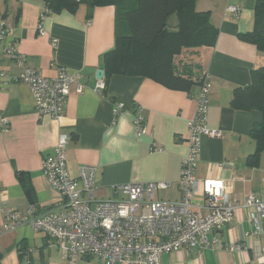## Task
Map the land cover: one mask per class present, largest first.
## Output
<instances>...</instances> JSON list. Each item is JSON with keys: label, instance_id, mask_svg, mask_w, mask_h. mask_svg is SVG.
Instances as JSON below:
<instances>
[{"label": "crops", "instance_id": "crops-1", "mask_svg": "<svg viewBox=\"0 0 264 264\" xmlns=\"http://www.w3.org/2000/svg\"><path fill=\"white\" fill-rule=\"evenodd\" d=\"M229 7L237 8V14ZM44 9L43 0H0V15L9 26L7 43L26 56L25 64L18 65L0 47V72L15 78L27 67L54 78L61 68L80 75L84 92L72 91L67 97L64 119L57 125L46 116L36 117L26 84L0 78V114L10 123L8 131L0 130V191L4 192L0 225L6 208L24 214L32 207L34 215L40 216L59 203V194L41 170L58 132L69 136L66 170L70 178L78 179L83 166L95 167L93 201L122 199L114 193L119 185L161 181L171 187L157 191L154 199L179 202L181 161L188 152L187 122L194 115L205 75L211 85L207 127L219 131L220 138L202 139L193 211L205 212L206 181L222 184L229 199L238 204L249 194L264 196V152L251 158L255 151L251 130L261 123V114L231 108L234 90L249 85L250 72L264 64L263 53L239 39L254 29L255 0L196 1L195 12L208 13L218 35L212 47L183 49L173 58L174 74L187 82L176 89L150 78L119 75H113L106 88L97 89L95 73L101 69V55L115 42L116 7L80 5L74 14L50 13L39 34L37 24ZM119 104L124 109L114 115ZM137 112L146 128L140 137L132 125ZM251 230L248 211L239 207L224 229L213 232L217 244L212 249L175 251L163 255L160 263L261 264L264 231L256 236L250 235ZM245 235L250 236L245 239ZM235 243L244 248L225 250ZM27 259L30 264H66L44 233L23 226L0 236V264H27ZM93 259H81L79 264H93Z\"/></svg>", "mask_w": 264, "mask_h": 264}, {"label": "built area", "instance_id": "built-area-1", "mask_svg": "<svg viewBox=\"0 0 264 264\" xmlns=\"http://www.w3.org/2000/svg\"><path fill=\"white\" fill-rule=\"evenodd\" d=\"M229 12L237 14L238 9L229 7ZM49 14L44 10L39 16L37 31L43 34L42 23ZM9 26L0 15V47L12 61L23 66L26 56L21 54L13 43H7ZM56 41L53 46H56ZM5 81L20 82L28 85L38 119L48 117L52 123L61 124L64 119V104L74 91L84 92L80 75L58 69L54 78H46L38 70L24 67L15 78L0 72ZM97 89L103 88L98 81ZM211 85L208 75L203 77L195 102L193 117L187 122L185 143L188 148L186 157L181 161L178 187L181 193L179 202H164L154 199L157 191L167 190L170 182H146L123 184L114 187L115 194L122 199L93 201L95 191V167L80 168L78 179L69 177L66 170V148L69 136L58 132L52 152L41 161V170L51 188L60 197L52 209L40 216L34 215L29 207L22 214L9 208L3 210L4 221L0 225V236L26 226L36 233H44L54 241L66 264H78L81 259L96 258L100 264H161L163 255L184 250L200 253L212 249L217 244L213 232L224 229L239 207L249 214L251 234L260 235L264 231V196H246L242 204L231 201L222 184L206 181L203 193L205 212L193 211L192 198L197 181L195 168L201 153L204 137L218 139L220 132L207 127V111ZM124 109L119 104L113 109L118 114ZM136 137L146 134L144 119L137 112L132 121ZM10 123L0 114V130L8 131ZM4 192L0 191V203ZM250 235H245V239ZM242 243L225 247L229 252L243 249ZM29 252L26 253V256ZM264 264V249L261 257ZM27 264L30 261L27 259Z\"/></svg>", "mask_w": 264, "mask_h": 264}, {"label": "trees", "instance_id": "trees-1", "mask_svg": "<svg viewBox=\"0 0 264 264\" xmlns=\"http://www.w3.org/2000/svg\"><path fill=\"white\" fill-rule=\"evenodd\" d=\"M43 1L44 10L49 14L63 10L74 14L80 5L116 7L114 46L100 58L104 72L103 88L113 75L150 78L173 89L186 85L183 78L174 74L173 58L183 49L212 47L218 35V30L210 24L209 14L195 12L197 0ZM171 16H175L178 22L175 32H168L166 28ZM239 39L254 45L264 55V0H255L254 29L240 35ZM231 108L255 110L261 114V123L251 130L255 143L251 158L259 156L264 152V64L250 72L249 85L234 90Z\"/></svg>", "mask_w": 264, "mask_h": 264}, {"label": "rangeland", "instance_id": "rangeland-1", "mask_svg": "<svg viewBox=\"0 0 264 264\" xmlns=\"http://www.w3.org/2000/svg\"><path fill=\"white\" fill-rule=\"evenodd\" d=\"M177 24H178V22H177L176 17L171 16L167 22V27H166L167 31L168 32H175L177 29ZM93 261L95 262V263L93 262V264H98V263L100 264V262H98V260L96 258H94ZM78 264H79V262H78Z\"/></svg>", "mask_w": 264, "mask_h": 264}, {"label": "water", "instance_id": "water-1", "mask_svg": "<svg viewBox=\"0 0 264 264\" xmlns=\"http://www.w3.org/2000/svg\"><path fill=\"white\" fill-rule=\"evenodd\" d=\"M103 77H104V72L103 70H97L96 73H95V78L96 80L98 81H102L103 80Z\"/></svg>", "mask_w": 264, "mask_h": 264}, {"label": "bare ground", "instance_id": "bare-ground-1", "mask_svg": "<svg viewBox=\"0 0 264 264\" xmlns=\"http://www.w3.org/2000/svg\"><path fill=\"white\" fill-rule=\"evenodd\" d=\"M28 86V85H27Z\"/></svg>", "mask_w": 264, "mask_h": 264}]
</instances>
